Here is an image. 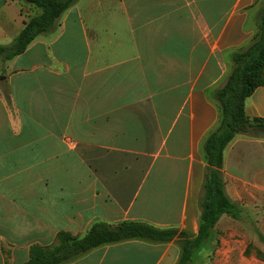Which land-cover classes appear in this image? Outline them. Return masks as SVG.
<instances>
[{
  "label": "crops",
  "instance_id": "0c3cea01",
  "mask_svg": "<svg viewBox=\"0 0 264 264\" xmlns=\"http://www.w3.org/2000/svg\"><path fill=\"white\" fill-rule=\"evenodd\" d=\"M263 0H76L0 80V264H24L58 232L143 222L198 231L202 143L215 92L257 33ZM39 10L0 0V45ZM264 120V86L244 102ZM222 215L192 264H264V137L223 156ZM250 247V248H249ZM247 250L249 253L247 254ZM179 244L103 245L66 264H176Z\"/></svg>",
  "mask_w": 264,
  "mask_h": 264
},
{
  "label": "trees",
  "instance_id": "16d2710c",
  "mask_svg": "<svg viewBox=\"0 0 264 264\" xmlns=\"http://www.w3.org/2000/svg\"><path fill=\"white\" fill-rule=\"evenodd\" d=\"M20 1L38 9L39 14L23 23V28L11 43L0 45V57L4 60H11L23 53L36 37L54 32L59 17L76 2V0ZM257 27V33L251 42L233 55V68L222 87L214 94V100L219 108V119L202 143L206 171L197 234L191 237L175 228L160 229L136 221H123L113 226L97 223L82 235L58 232L51 245L31 246L24 264H66L97 247L129 240L155 244L175 241L180 248L176 264H192L193 256L209 239L213 227L222 215L233 219L240 218L241 207L229 200L224 192L223 156L228 145L239 135L251 138L264 137V120L249 119L244 112L245 100L256 88L264 86V0L257 15ZM256 255L264 261V255L259 252Z\"/></svg>",
  "mask_w": 264,
  "mask_h": 264
},
{
  "label": "rangeland",
  "instance_id": "374dc122",
  "mask_svg": "<svg viewBox=\"0 0 264 264\" xmlns=\"http://www.w3.org/2000/svg\"><path fill=\"white\" fill-rule=\"evenodd\" d=\"M7 61L8 60H4L0 57V75H3L7 72V68H6Z\"/></svg>",
  "mask_w": 264,
  "mask_h": 264
},
{
  "label": "water",
  "instance_id": "95a60500",
  "mask_svg": "<svg viewBox=\"0 0 264 264\" xmlns=\"http://www.w3.org/2000/svg\"><path fill=\"white\" fill-rule=\"evenodd\" d=\"M4 79V77L3 76H0V80H3Z\"/></svg>",
  "mask_w": 264,
  "mask_h": 264
}]
</instances>
